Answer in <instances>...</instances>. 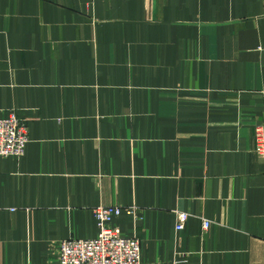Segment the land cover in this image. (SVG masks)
<instances>
[{"label": "crops", "instance_id": "1", "mask_svg": "<svg viewBox=\"0 0 264 264\" xmlns=\"http://www.w3.org/2000/svg\"><path fill=\"white\" fill-rule=\"evenodd\" d=\"M11 109L0 264H57L103 205L141 264H264V0H0Z\"/></svg>", "mask_w": 264, "mask_h": 264}, {"label": "built area", "instance_id": "2", "mask_svg": "<svg viewBox=\"0 0 264 264\" xmlns=\"http://www.w3.org/2000/svg\"><path fill=\"white\" fill-rule=\"evenodd\" d=\"M261 136L257 132V142ZM27 142V123L17 116L15 110H8L0 116V157H21ZM120 211L118 205L94 208L97 235L94 238L70 237L60 240L57 245V264H141L139 239L122 234L115 224ZM188 216L185 211L176 212V231L184 229ZM208 225L209 221L203 220V227L207 228Z\"/></svg>", "mask_w": 264, "mask_h": 264}]
</instances>
